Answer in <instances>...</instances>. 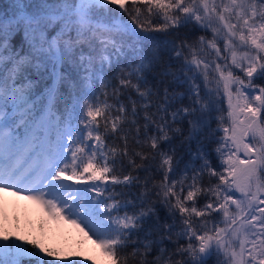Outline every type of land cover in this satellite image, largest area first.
Returning <instances> with one entry per match:
<instances>
[{"label":"snow or ice","instance_id":"6c2138e0","mask_svg":"<svg viewBox=\"0 0 264 264\" xmlns=\"http://www.w3.org/2000/svg\"><path fill=\"white\" fill-rule=\"evenodd\" d=\"M129 3L131 8L126 6ZM138 4L150 16H162L165 23L152 29L146 27L140 21L142 9ZM189 25L210 29L212 39L202 35L190 42L188 36H177L168 41L178 60L185 50L188 52L180 68L172 71V65L161 63L157 52L151 50L161 39L153 33L168 36L170 28L178 30ZM221 40L223 48L218 47ZM129 42L136 55L135 67L118 70L114 77L118 85L101 81L102 88H113L114 104L109 105L107 99L103 103L97 98L85 101L80 117L82 128L62 133L55 147L51 140L47 146L37 143L35 130L44 127L41 113L45 100L51 102L56 96L52 86H46V91L37 96V82L42 81L49 66L61 86L72 77L73 68L83 67L93 76H104L106 65L121 63L119 54ZM112 56H116L115 62ZM61 64L68 76L60 73ZM158 64L155 83L149 87L146 73ZM257 80H264V0H10V10H0V189L27 192L28 198L41 203L50 215L63 213L72 223L82 225V231L86 229L95 236L114 258L113 264H128L129 256H121L128 248H132L133 264H208L213 258L216 264H264V85L257 84ZM173 86L184 91H170ZM124 90H134L141 105L136 100H131L130 107L120 103L119 94ZM221 90L228 103L227 119L223 108L217 107ZM185 96L187 104H183ZM178 97L181 107H176ZM141 112L143 141L139 139ZM214 112L221 113L216 119L223 135L213 141L218 145L215 151L220 164L214 167L210 154L199 150L193 155L201 161L200 166L189 169L185 165L177 180L181 162L178 152L185 147V141L190 147L194 138L211 127ZM102 116L106 121L104 133L122 140L123 148H109L111 166L101 156L105 163L98 167L97 154L105 147L97 120ZM124 125L130 131L135 128V143L141 147V151L132 152L128 165L148 172L159 160L157 172L163 173L161 182L151 188L149 178L144 179L142 195L147 197L154 191L171 216L180 213L183 228L174 242L186 237L187 245L179 244L174 252L160 245L165 240L172 241L176 225L161 224L154 204L142 201L137 212L130 201L122 205L114 195L97 199L108 188L102 190L95 181L139 184L140 177L130 173L122 179L109 175L116 171L117 164L125 168L124 159L129 156ZM73 132L77 133L75 139ZM64 135L69 137L68 147L63 143ZM177 139L179 146L174 143ZM65 153H70V160ZM34 156L38 162L29 164ZM205 174L216 178V182L209 180L204 186ZM73 180L93 184L79 188L66 183ZM185 189L187 193L183 195ZM235 193L240 198H234ZM198 196L207 201L200 208ZM230 205L235 206L234 212ZM129 207L133 208L131 214ZM214 212L223 214L224 227H194L193 216L206 218ZM148 221L152 223L145 232ZM141 234L143 242L132 241L133 236L139 238ZM154 235L160 239H152ZM33 249L16 243L0 245V264H21L23 258H28V264H57L52 259L53 252L35 243ZM155 249L157 254L149 260Z\"/></svg>","mask_w":264,"mask_h":264},{"label":"trees","instance_id":"16d2710c","mask_svg":"<svg viewBox=\"0 0 264 264\" xmlns=\"http://www.w3.org/2000/svg\"><path fill=\"white\" fill-rule=\"evenodd\" d=\"M259 2V0H258ZM129 8H131L130 3L128 5ZM138 7H141L142 12L140 15V21L143 23L146 27L149 29L162 26L165 21L162 16H156V15H149L147 9L142 5L138 4ZM116 7V6H112ZM0 10H10V0H0ZM117 15H120V10H117ZM124 19L127 20L128 17L125 15ZM171 31V35L166 36L164 32H154V35L159 36L161 39L159 41L158 46H153L151 50L157 52L158 58L161 63L164 65H172L171 70L177 71L180 68V65L184 61V55H188L187 50H185V53L179 58V60L175 57V54L171 51V45L168 44V41L175 39L177 36H179L181 39H183L185 36H188L189 41H194L198 39L200 36H206L207 39H212V32L210 29L204 30L200 29L198 26L193 27V25H189L187 27H180L178 30L176 29H169ZM222 41V40H221ZM167 45V47H165ZM140 46L137 45V48ZM218 47L223 48V43L218 42ZM214 55V53H213ZM84 56L87 57V49L84 52ZM189 55V59H190ZM112 61L115 62L116 56H112ZM119 59L121 61L120 64L115 65L114 67L111 65H106L105 71L106 75L101 76L100 74H97L96 76H93L91 72L84 71V68H80L79 70H76L75 68L72 69V77L65 81L64 86H61L60 81L58 77L53 76L51 67L49 66V69L47 71V74L42 78V81L37 82V87H39V92H37V96H39L41 93L46 91V86H52L56 89V96L55 99H53L54 102V109L59 113H63V111L66 108H70L72 111V107L75 109V111H78L79 107V101L80 99H83L85 97V94L89 91H86V87H90L92 89L91 101L93 102L94 98H97L101 103L107 99V103L109 105L114 104L115 98L112 97L113 88L108 87L107 89L102 88L101 81L104 80L108 82L109 84L118 85V79H114V77H117L118 70L120 68H124L127 70L129 67H135V63L133 61L136 60V55L132 50L131 42L125 45L124 52L119 54ZM76 62H80V55L79 53L76 56ZM221 62L222 61H217ZM98 63V61H97ZM59 71L62 75L68 76V72L64 71V65L61 64L58 66ZM159 71V64L157 65L155 70L148 71L146 73V79L148 80V86L150 87L152 84L155 83L153 80V77L157 75V72ZM238 75L243 77V73L239 72ZM262 85H264V80H260ZM203 81L201 80V84ZM163 86H161L162 89ZM174 90L177 93H181L184 91L183 88L175 87L173 86V89H170V91ZM155 91V89H153ZM105 92L107 93V98L105 97ZM129 96H131V99H129ZM219 103L217 104L218 108H223L224 112L223 115L225 119H227V109L225 107V103L223 98H221V94L219 97H217ZM131 100H136L137 105H141V101L138 99L137 94L134 90H124L119 94V102L122 104H127L129 107L131 106ZM153 100H155V97H153ZM76 101V104L74 102ZM47 100H45L46 104ZM84 102V101H83ZM144 103H147L145 101ZM188 100L187 97H183V104H187ZM85 104V103H84ZM73 105V106H72ZM66 108H63L65 107ZM181 100L178 97L176 107H181ZM173 111L175 109H172ZM112 113L115 114V108H113ZM221 115L219 112H214L211 118V127L207 129L204 133H202L198 138H194L192 140L191 146L189 147L187 142L185 141V147L183 150L178 152V159H180V171L176 174H180V172L184 169L185 165L189 166L191 162V157L193 154H197L199 150H202L206 154H210L208 158L211 160L213 166H217L219 164L215 163L217 154H215V147L218 146L213 141L219 140L222 136V131L219 130L218 124H217V116ZM143 112H141V121H140V128H141V135L139 136V139L141 141L144 140L143 136ZM110 119V118H109ZM129 120H131V117H128ZM99 122L100 132L102 135V139L104 140V152L107 156V162L109 163V166H111V160L112 156L108 152V149L113 146H119L120 148H123V141L118 139L116 136L105 134L104 133V126H105V118L98 117L97 118ZM186 124V122H185ZM109 129L111 128V124L109 123ZM182 125H177V127H181ZM124 132L128 133L129 137V156L124 159V165L125 168L121 169V166L119 164L116 165V171L114 173H109V175L115 174L119 175L122 179L123 175L131 174L133 176H139L140 181L139 184L132 183L129 186H125L123 184L113 185L110 181L105 182L106 187L108 188L107 192H104V198H106L109 195H114L116 198L123 203L125 202H131L132 205H135V211L139 212L141 210L140 205L143 202L154 204L157 210L158 215L160 216V223H168V224H175L176 227L173 231V237L172 241L165 240L163 244L160 245L162 248H167L169 252H174L176 247L179 246V244L187 245V238H183L178 241V243H175L176 241V234L182 231L183 225L180 219V213L177 211L176 216L173 217L169 214L168 210L161 204L160 199L155 195V192L153 191L150 196H143L142 193H144L145 189L143 188V183L145 178H149V187L151 188L152 184H159L162 180L163 173L157 172V167L159 165V160H157L151 171L145 172L140 169H133L131 166L128 165V160L132 158V152L133 151H141V147L136 145L135 143V128L133 127L131 131L129 130L127 125H124ZM212 132H217V135H211ZM152 132H149V135H152ZM174 143L179 146L180 139L174 140ZM149 149H145V151H148ZM136 163L139 164L140 160L137 157ZM197 163H200V161H197ZM88 174L86 173V176ZM176 178V176H175ZM211 180L213 183L216 182V178L209 177L207 174L203 177V184L204 186H208V182ZM89 181L85 184H88ZM214 199V198H213ZM198 204H201L203 201H206L203 196H200V198L197 200ZM129 214L133 211L132 207H129L127 209ZM222 213H211L208 217H200L198 218V222L194 224V227L200 228V227H207L209 229L213 228L214 225L217 224V222L220 221V217ZM120 215H123V210L120 212ZM155 217H153V220ZM206 221L205 224H202V222ZM152 223V221H148V223L145 225V232L149 230V225ZM15 224L16 220H8L4 219L3 216H0V245L9 244V243H16V244H22L24 247L33 249V243H36V240L33 238L30 239H24L21 240L18 237L15 236ZM143 236L144 234H141V236L138 238L136 236L132 237V241L135 242L138 239L143 242ZM154 240H159V235H154L152 237ZM43 247V246H42ZM48 251H51L55 254L52 259H55L57 261V264H94L89 256L85 254L84 251H79L78 249H72V248H66L64 251H60L59 249H55V247H44ZM35 251H38V249H33ZM141 251L143 249L141 248ZM132 252V248H128L124 253L121 254V256H129L128 264H133V261L130 257V253ZM158 249H155L151 255L148 256L149 260L154 259L155 255L157 254ZM3 259H7V257H3ZM139 259V258H137ZM176 259H180V257H176ZM114 258L108 254V259L105 264H113ZM21 264H28V258H23ZM34 264V262H33ZM99 264V263H98ZM119 264V262H117ZM208 264H216L215 258L210 259L208 261Z\"/></svg>","mask_w":264,"mask_h":264},{"label":"rangeland","instance_id":"374dc122","mask_svg":"<svg viewBox=\"0 0 264 264\" xmlns=\"http://www.w3.org/2000/svg\"><path fill=\"white\" fill-rule=\"evenodd\" d=\"M219 2V0H218ZM223 43L222 41H219ZM243 50V49H242ZM239 70H236V74ZM257 84H261L260 80L256 81ZM248 91H252L249 89ZM221 98H223L225 107L228 110L227 99L224 97L223 91L221 90ZM86 99H89V96H86ZM83 109V108H82ZM82 109L78 115L73 114L68 119L61 120L59 115L54 116L52 118V137L51 143L52 146L55 147L56 141L61 139V134L65 132H69L73 129L82 128L83 125L80 122V117L83 115ZM19 123V121H18ZM20 132L23 133V129H20ZM75 132L72 133V139L76 138ZM223 135V132L221 133ZM32 138V137H31ZM30 138V139H31ZM40 142H44L41 139ZM63 143L66 147L69 146V137L67 135L63 136ZM91 143V142H90ZM47 146V144H45ZM217 147V146H216ZM215 147V148H216ZM196 154V153H195ZM198 154V153H197ZM215 154L216 151H215ZM68 156L69 160L71 159L70 153H65ZM101 156H107L103 150L102 153L97 154V159L99 160L98 167L103 166L105 163V159H101ZM241 158L243 159V153H240ZM199 160L194 159V155L191 157V162L188 166L189 169L198 168L200 163H197ZM38 161L35 156L29 164L34 165ZM87 162V157H85V163ZM216 164H220V159L217 155ZM83 165H81L82 167ZM219 170V169H218ZM176 175V179H181V174ZM192 175L191 171H189V177ZM86 176V173H85ZM77 181H66V183H72L74 187H78ZM191 183V180L188 181ZM93 182L89 181V185H92ZM95 184H99L101 189L105 188V184L102 181H95ZM89 185H79L83 187H88ZM30 186V185H27ZM21 187H25L22 185ZM80 188V187H79ZM177 193L180 194L179 185H177L176 189ZM187 189L184 190L183 195H186ZM89 195H95L94 193H89ZM29 193L21 192L19 194L15 193L14 190H3L0 189V216L10 220H16L15 224V236L21 240L33 238L36 240V243L43 247H55V249H59L60 251H64L66 248L78 249L79 251H84L85 254L90 258V260L94 264H105L108 259V253L101 247L100 243L96 240V237L91 233H88L87 230L82 231V225L78 226V224L72 223L70 218H67L61 213L60 215H50L47 210L43 207L41 203L34 199H29ZM200 196L197 197V200ZM214 198V197H213ZM234 198H240L239 193L234 194ZM98 200L105 199L104 195L101 197H97ZM207 201H203L201 204L197 203V207L200 208ZM189 206L191 202H188ZM264 206V205H261ZM100 209L104 208L103 204L99 205ZM230 210L235 211V206L230 205ZM222 215V214H221ZM200 218V217H199ZM194 224L198 225L199 221L197 217H192ZM220 227H224L223 224V215L220 217V221L217 222Z\"/></svg>","mask_w":264,"mask_h":264}]
</instances>
